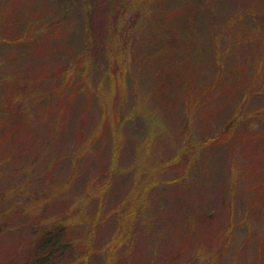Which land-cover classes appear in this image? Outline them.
<instances>
[{"label": "rangeland", "instance_id": "rangeland-1", "mask_svg": "<svg viewBox=\"0 0 264 264\" xmlns=\"http://www.w3.org/2000/svg\"><path fill=\"white\" fill-rule=\"evenodd\" d=\"M42 1L0 0V264H264V0Z\"/></svg>", "mask_w": 264, "mask_h": 264}, {"label": "trees", "instance_id": "trees-1", "mask_svg": "<svg viewBox=\"0 0 264 264\" xmlns=\"http://www.w3.org/2000/svg\"><path fill=\"white\" fill-rule=\"evenodd\" d=\"M30 1H31L32 5L31 4L27 5V3H24V6L26 7V11L31 9V11L38 12L41 10L42 5L45 3L42 0L38 1V2H37V0H30ZM28 2H29V0H28ZM263 16H264V14H261L260 18H263ZM33 21H34L33 25L36 26L38 23L37 20H33ZM37 28H38L37 31L40 33V34H38V33L37 34L41 35L42 32H40V31H43L44 28L41 25L40 26L37 25ZM13 100H15V98H13ZM11 106H12V104H6V106H5V101L0 100V117L3 118V119L0 118L1 125H2L3 121L5 120V118L3 117L4 113H5V109H9V108H11ZM0 224L2 226H5L4 220H2V216L0 217ZM0 232H1V229H0ZM58 232L55 233L54 231H49L48 233H45V234H43V232L38 234V237H36V240L37 241L40 240V241H39L38 245L36 246V251H37V255L41 254L42 260H36V262L34 261L32 264H38V263L42 264L43 261L50 259L51 255H53L54 252L57 251V249H58L57 243H58L59 236H60V234H58ZM62 248L64 249L65 247L62 246ZM67 252L68 251H65V253H67ZM56 262L54 264H56Z\"/></svg>", "mask_w": 264, "mask_h": 264}]
</instances>
